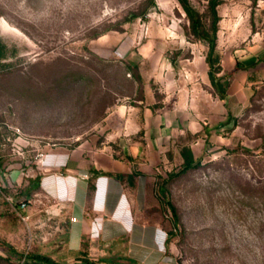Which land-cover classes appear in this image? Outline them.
Listing matches in <instances>:
<instances>
[{
    "label": "rangeland",
    "instance_id": "obj_1",
    "mask_svg": "<svg viewBox=\"0 0 264 264\" xmlns=\"http://www.w3.org/2000/svg\"><path fill=\"white\" fill-rule=\"evenodd\" d=\"M156 3L0 0V264L61 255L70 213L40 185L53 151L89 170L110 156L132 172L109 175L143 177L147 216L173 234L170 264H264V73L253 63L264 10L218 5L222 99L208 42L179 0ZM191 3L209 27V0ZM237 62L248 68L234 72ZM184 146L199 163L179 173Z\"/></svg>",
    "mask_w": 264,
    "mask_h": 264
},
{
    "label": "crops",
    "instance_id": "obj_2",
    "mask_svg": "<svg viewBox=\"0 0 264 264\" xmlns=\"http://www.w3.org/2000/svg\"><path fill=\"white\" fill-rule=\"evenodd\" d=\"M257 2L264 10V0ZM259 39L253 63L264 73V35L261 32ZM243 63L242 69L248 68L249 64ZM254 68L251 66L250 70ZM127 111L126 106L117 109L121 117ZM129 125V122L123 124L125 135L130 134ZM142 127L145 125L139 128ZM159 133L162 134L160 127ZM84 165L66 151L50 152L43 160L45 171L40 185L44 194L54 198L57 206L65 205L68 209H63L64 212L70 213L64 240L57 245L61 255L49 256L60 264L92 261L97 264H170L167 230L146 214V180L136 177L130 182L109 175L108 172L114 171L132 172L130 168L119 166L110 156L93 162L92 170ZM73 217L76 219L72 220Z\"/></svg>",
    "mask_w": 264,
    "mask_h": 264
},
{
    "label": "trees",
    "instance_id": "obj_3",
    "mask_svg": "<svg viewBox=\"0 0 264 264\" xmlns=\"http://www.w3.org/2000/svg\"><path fill=\"white\" fill-rule=\"evenodd\" d=\"M179 2L181 3L183 9L185 10L187 17L189 18L190 28L192 33L199 39L208 42L209 51L206 55V61L210 67L209 77L211 79V82L219 92L220 97L222 99H226L227 89L225 85L222 83L221 78L218 76V73L221 70L220 54L217 51L219 21L221 19V16L218 11V5L221 3V0H209V8L211 10L213 17L211 25L209 27H207V25L203 22L200 11L197 10V8L191 3V0H179ZM149 3L152 6H155L157 4L156 0H149ZM6 58H7L6 44L2 40H0V61ZM243 67L244 64H242L241 62H237L234 72ZM208 143H209L208 140H206V144ZM182 156L184 158V164L180 169L179 173L185 172L195 167L199 163L197 162L194 152L190 146H184L182 148ZM117 177L123 179L124 175L119 174ZM36 180H31V181L33 182L36 181V184L39 185L40 177L37 178ZM172 209L175 212V215H177L176 207L173 204H172ZM171 236H173L172 233L169 235V240L171 239L170 238ZM9 248H10L9 253L11 255L13 254V255L21 256V254L18 251H16L11 245H9ZM27 258L29 260H36L38 262H41L42 264H60L47 254L34 253L27 256Z\"/></svg>",
    "mask_w": 264,
    "mask_h": 264
},
{
    "label": "built area",
    "instance_id": "obj_4",
    "mask_svg": "<svg viewBox=\"0 0 264 264\" xmlns=\"http://www.w3.org/2000/svg\"><path fill=\"white\" fill-rule=\"evenodd\" d=\"M0 192H2V184L0 183ZM26 204L24 203L23 206H25ZM76 218L73 217L72 220H75ZM89 264H97L96 262L92 261Z\"/></svg>",
    "mask_w": 264,
    "mask_h": 264
}]
</instances>
